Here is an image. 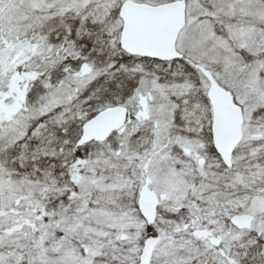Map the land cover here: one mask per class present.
Returning <instances> with one entry per match:
<instances>
[{"label": "snow or ice", "instance_id": "1", "mask_svg": "<svg viewBox=\"0 0 264 264\" xmlns=\"http://www.w3.org/2000/svg\"><path fill=\"white\" fill-rule=\"evenodd\" d=\"M0 264H264V0H0Z\"/></svg>", "mask_w": 264, "mask_h": 264}]
</instances>
